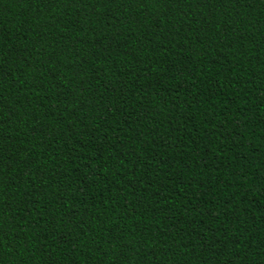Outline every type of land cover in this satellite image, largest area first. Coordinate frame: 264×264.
Segmentation results:
<instances>
[{"label": "trees", "instance_id": "1", "mask_svg": "<svg viewBox=\"0 0 264 264\" xmlns=\"http://www.w3.org/2000/svg\"><path fill=\"white\" fill-rule=\"evenodd\" d=\"M0 264H264V0H0Z\"/></svg>", "mask_w": 264, "mask_h": 264}]
</instances>
